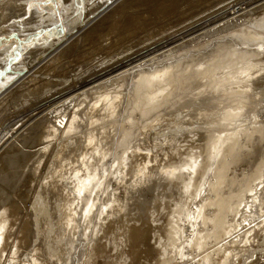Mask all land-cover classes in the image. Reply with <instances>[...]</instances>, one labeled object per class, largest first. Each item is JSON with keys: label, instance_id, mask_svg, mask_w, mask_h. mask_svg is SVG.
<instances>
[{"label": "bare ground", "instance_id": "bare-ground-1", "mask_svg": "<svg viewBox=\"0 0 264 264\" xmlns=\"http://www.w3.org/2000/svg\"><path fill=\"white\" fill-rule=\"evenodd\" d=\"M236 32L237 44L224 42ZM260 103L264 0H0L1 182L13 193L34 178L32 190L64 195L35 196L34 209L63 208L66 222L92 215L101 233L128 220L110 264H247L258 254ZM167 118L190 136L162 138ZM1 193L3 247L19 205ZM33 255L27 264H43Z\"/></svg>", "mask_w": 264, "mask_h": 264}, {"label": "rangeland", "instance_id": "rangeland-1", "mask_svg": "<svg viewBox=\"0 0 264 264\" xmlns=\"http://www.w3.org/2000/svg\"><path fill=\"white\" fill-rule=\"evenodd\" d=\"M236 33H237V36L233 37L234 39H228V40L226 39L225 40V39H223L224 38L223 35H221V39H223L224 42L228 41L227 42L228 44H234L235 45V44H237L236 42L238 41L237 38L241 37V36H239L238 32H236ZM207 40H208V37H206L205 41H207ZM262 105H264V104H262V103L259 104V106H258L259 110H260V107ZM252 109H255V107ZM185 110L187 111V109H185ZM241 113L243 115H245L246 113H250V111L248 112V111L244 110ZM168 118H170V117H168ZM168 118L165 120V122L163 121L160 124L161 127H158L162 131L161 132V134L163 135L162 138L163 137L164 138H168V137L170 138L171 136H173L172 138H176V139L181 140V138L185 137L186 134L188 136H190L189 133L192 132L193 127H190V125H185L184 127L183 126L182 127L181 126L175 127V126H173L174 123L178 122V120H176L177 122L176 121L174 122L173 120H175V119H173L172 121L170 120V124L168 125V123H169V122H167ZM260 120L264 121L263 118ZM263 125H264V122H263ZM170 126H172L173 128L170 129L169 128ZM174 128H176V129L178 128V130L175 129V132L178 134V131H179L181 133V134L179 133L180 136L177 135L176 133L174 134V130H173ZM182 128H185V129H182ZM163 130H165L164 132L166 133V135L163 133ZM172 130H173V133H172ZM168 133H169V136L167 135ZM182 134L184 136H182ZM174 135L177 137H175ZM166 136H168V137H166ZM200 142L203 143L204 141L203 142L200 141ZM263 143H264V133L261 134L260 136L256 135L254 138L253 144L254 145L256 144L255 146L257 148H261V151H263V152L260 151V153H258L259 158L257 157V159H259V160L261 159L264 162V158H263L264 157V149L262 148V147H264ZM259 145H260V147H259ZM52 164L53 163H51V165L49 167V170H48L49 173L52 172L51 171L53 169ZM1 180L2 179L0 177V182H1ZM33 181H34V178L29 177L27 182L26 181H23V182H25V184L27 183L30 186H28L27 184H26V186H24L25 188H23V186H21L20 188L17 189L18 191L16 190L17 192L14 191L13 193H12L13 189L11 187H9V185L6 184V182L0 183V187H1L0 192L3 193V194L1 193L2 198L9 197L11 200L13 199V201L17 202L19 205L18 206L19 208L17 210L18 212L16 211L17 215L14 213L15 219L11 220L10 221L11 223L9 224V226H10L9 232H10V234L12 233V235L10 237H8L7 240L4 241L3 247L0 245V261L5 262V259L7 261L10 258H7L5 256L11 257V255L14 253V255H12V256L14 258L17 257V259L15 260L16 261L15 264H27L29 262L28 261L29 258H31L33 253L36 251L38 254H36V252H35L33 255L34 258H37L38 260L40 258V260L43 264H110V260L112 257V250H111L112 249L111 248L112 242L115 241V246H119L120 244H122L123 241L119 237H122V235L124 234L123 230L126 229L125 224H127L128 220L125 221L122 219V221L116 225L117 229L115 232H111V231L108 232V231H106L105 227H103L102 233H101V228L99 227L98 224H96L95 220H93L92 215H87L86 217L83 218L81 212L79 214H78V212H76V213H74L75 218H73V220H71L70 222H66L65 220L67 219V215H64V213L66 214V213H68V211L63 210V208L58 209V207L55 206L56 207V210H55L56 212H55L52 208L53 206L51 205V207H49L48 211L47 212L45 211L46 213L44 211H41L40 209L36 210L31 205L34 202V200L36 199V197L40 196V197H42V199L40 197L39 198L41 200H44L48 196L46 198V200L52 199V201H53V199L59 200L61 197L63 198L64 195H63V193L60 194L61 192L59 194L43 195L42 192L40 193L41 190H39V189L32 190L31 184H33ZM43 181H44V179H43ZM41 183H42V181H41ZM4 185L7 186L8 189ZM9 189H12V190H9ZM31 190H32V192H31ZM8 191H9V193H8ZM26 191H28V192L26 193ZM20 195H21V197H20ZM50 196H51V198H50ZM15 197H17V198L15 199ZM18 197H19V199H18ZM20 205H22V206H20ZM193 207L194 208H192V209L195 210L196 209L195 205ZM26 208H27V210H26ZM48 212H50L49 213L50 215L47 214ZM53 212H55V213H53ZM31 213L34 215H36L38 213L36 219H38V223H39L38 228H39V232H40L39 235L40 236L36 235V230H37L36 222H35L36 220H35L34 215H32ZM60 214H61V216H60ZM21 215H23L24 217ZM17 216L19 219L21 217H23V219H26V220L28 219V222L31 223V225L33 224L32 226L31 225L28 226V228L31 226L29 230L27 229V226H24L23 228H21L20 220L19 219L17 220V218H16ZM29 218L31 221L29 220ZM64 218H66V219H64ZM13 221H15V222H13ZM1 230H3V229H1ZM29 231H31L34 234V236L36 235L37 238L32 237L30 239V242L26 243L25 236ZM27 235H29V234H27ZM43 237H44V240H42L41 242L38 241V240H40V238L42 239ZM8 240H9V243H8ZM36 240H37V242H36ZM124 240H126V239H124ZM34 243H36V244L34 245ZM260 244H262V245H260ZM259 245L261 246L257 250L259 252L256 251L259 255L255 254L254 257L252 259H248V261L253 260V259L255 261L256 258L261 256L262 253H263L262 255H264V251H263L264 245L261 242L259 243ZM94 246H95V250L92 249ZM125 246H126V244H125ZM1 247H2V249H1ZM8 247H9V249L7 250ZM12 248L14 249V252L12 251L13 250ZM1 250L3 253L1 252ZM15 250L17 252H15ZM44 250H46V251H44ZM29 251H31V252H29ZM11 252H13V253L11 254ZM24 253L29 254L27 259L24 256L25 255ZM30 253H32V254H30ZM128 255L130 256V253H128ZM125 256H126L125 258L128 259L127 255H125ZM18 259H21L19 261H22V262L17 261ZM261 260L264 263L263 257L261 258ZM248 261H246L247 264H249Z\"/></svg>", "mask_w": 264, "mask_h": 264}]
</instances>
